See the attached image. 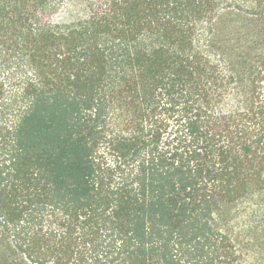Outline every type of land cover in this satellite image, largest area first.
<instances>
[{"label":"trees","instance_id":"1","mask_svg":"<svg viewBox=\"0 0 264 264\" xmlns=\"http://www.w3.org/2000/svg\"><path fill=\"white\" fill-rule=\"evenodd\" d=\"M0 264H264V0H0Z\"/></svg>","mask_w":264,"mask_h":264}]
</instances>
